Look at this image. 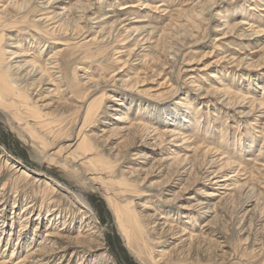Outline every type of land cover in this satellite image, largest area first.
Returning a JSON list of instances; mask_svg holds the SVG:
<instances>
[{
	"label": "rangeland",
	"instance_id": "374dc122",
	"mask_svg": "<svg viewBox=\"0 0 264 264\" xmlns=\"http://www.w3.org/2000/svg\"><path fill=\"white\" fill-rule=\"evenodd\" d=\"M2 60L0 264H264V0H0Z\"/></svg>",
	"mask_w": 264,
	"mask_h": 264
},
{
	"label": "bare ground",
	"instance_id": "6f19581e",
	"mask_svg": "<svg viewBox=\"0 0 264 264\" xmlns=\"http://www.w3.org/2000/svg\"><path fill=\"white\" fill-rule=\"evenodd\" d=\"M101 19H104V17H102ZM242 24L244 23V22H241ZM240 23V24H241ZM52 29V28H51ZM53 31V30H52ZM50 32V31H49ZM47 34V33H46ZM52 34V33H51ZM56 41V43L57 44H62V41H60V40H55ZM13 46V45H12ZM12 53H15V52H12ZM24 54V51L22 50V53L21 54H16L17 56L19 55H23ZM4 63V61L2 60V61H0V64L1 63ZM49 64H51V68H58V66H56V65H58L57 64V62H56V60L54 61H50L49 62ZM2 65V64H1ZM6 66V65H5ZM9 66V65H8ZM11 67V66H10ZM10 67H7V68H10ZM5 68V67H4ZM11 69V68H10ZM14 69H16V71L15 72H17L19 69H20V66H17L16 68H14ZM203 69V68H202ZM4 70V69H3ZM120 71V70H119ZM2 74H3V72L2 71H0ZM5 73V72H4ZM46 74H42V76L43 75H46V78H48L47 80H49V75H48V72H45ZM4 75H6V74H4ZM20 75V74H19ZM26 75H28V73H26ZM21 76V75H20ZM1 77V76H0ZM3 77V76H2ZM6 77V76H5ZM27 77V76H26ZM2 79V78H1ZM12 80V79H11ZM38 85V84H37ZM8 92V91H7ZM12 95V94H11ZM15 100V99H14ZM22 100V99H21ZM19 102H21L20 100H19ZM19 106V105H18ZM24 107H25V109L23 110V112H22V110L21 111H19V110H17L18 109V107H16L15 109V111H16V114L17 115H19L21 118H26V115L25 114H28V112H29V110H28V103H24ZM14 110V109H13ZM14 113V112H13ZM33 117V116H32ZM117 119H120V118H116V120ZM23 120V119H22ZM23 121H25V120H23ZM35 121V120H34ZM33 121V122H34ZM26 122V121H25ZM27 123V122H26ZM107 123V122H106ZM29 123H27V125H28ZM26 125V126H27ZM114 131V133L115 134H118L120 131H118V130H116V129H114L113 130ZM113 133V132H112ZM133 136V135H132ZM131 138V137H130ZM131 140V139H130ZM182 140H183V142L184 141H186L185 140V136L184 137H182ZM134 142H135V139H134ZM131 143H132V141H131ZM130 143V144H131ZM239 164V163H238ZM137 172V171H136ZM132 173H134V170L131 172V174ZM177 174H180L179 172H177ZM231 175H232V173H230L229 174V177H231ZM28 177V176H27ZM171 184V183H170ZM169 184V185H170ZM162 192V191H161ZM177 199L178 198V195H174L173 196V198L171 199L172 201H174V199ZM169 201V200H168ZM84 204H85V202H84ZM89 209L90 208H88V211H89ZM91 210V209H90ZM51 211H53V210H51ZM151 217H154V218H156L157 219V214L156 213H153V214H151ZM157 221V220H156ZM65 224V221H64V223H63V225ZM160 224H164V221H162ZM86 226H88L89 227V225H86ZM174 227V226H173ZM63 228V227H62ZM91 228H93V226H91L90 228H88V233H87V235L88 236H90V237H93L92 239H89L88 238V240L86 241L87 243H89V244H91L92 242H96V243H100V240H101V238H102V236H101V234L100 233H96V232H94V231H90V229ZM170 229H171V226H170ZM169 229V230H170ZM184 229V228H183ZM182 229V230H183ZM182 230H179V231H182ZM178 231V232H179ZM184 231V230H183ZM49 235H52V234H49ZM62 236V235H61ZM64 236V235H63ZM63 236H62V238H63ZM189 236V235H188ZM191 236V235H190ZM65 237V236H64ZM66 238V241H64V240H62V241H59V242H52V244L49 246V248H47L48 250H46V251H44L42 254H39V255H37L38 257H34V259L32 260L33 262H32V264H45V263H47L48 261H49V259L52 257V256H57V255H59L60 254V257H62L63 255H64V253H65V251H66V249L70 246L68 243H70V240H69V237L68 236H66L65 237ZM189 238V237H188ZM190 239V238H189ZM191 240V239H190ZM192 241V240H191ZM102 243V242H101ZM100 243V244H101ZM196 248V247H195ZM197 249V248H196ZM33 253V252H32ZM36 253V252H35Z\"/></svg>",
	"mask_w": 264,
	"mask_h": 264
}]
</instances>
